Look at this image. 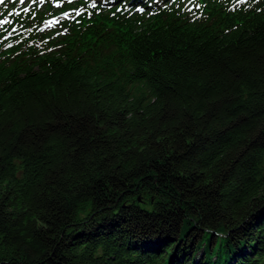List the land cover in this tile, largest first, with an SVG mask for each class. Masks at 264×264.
<instances>
[{
	"label": "trees",
	"instance_id": "trees-1",
	"mask_svg": "<svg viewBox=\"0 0 264 264\" xmlns=\"http://www.w3.org/2000/svg\"><path fill=\"white\" fill-rule=\"evenodd\" d=\"M62 8L0 4V264H264V0Z\"/></svg>",
	"mask_w": 264,
	"mask_h": 264
},
{
	"label": "rangeland",
	"instance_id": "rangeland-1",
	"mask_svg": "<svg viewBox=\"0 0 264 264\" xmlns=\"http://www.w3.org/2000/svg\"><path fill=\"white\" fill-rule=\"evenodd\" d=\"M32 2L36 1L37 4H38V7L40 8V10L42 11H45V9L51 5V7L53 8L51 10V12H54V13H49L48 14V17L46 18V21L44 22V24L46 26H52V24L56 21V18H55V13H60V11L63 9L62 7L64 5L67 4L68 1H72V0H30ZM56 11V12H55ZM71 12H68L66 13V11H63L62 12V16H66V15H69ZM47 14V13H46Z\"/></svg>",
	"mask_w": 264,
	"mask_h": 264
}]
</instances>
